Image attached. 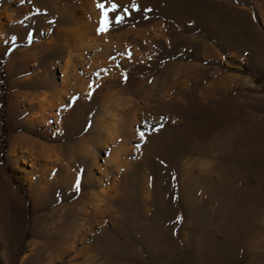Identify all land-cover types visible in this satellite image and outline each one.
Returning a JSON list of instances; mask_svg holds the SVG:
<instances>
[{"label":"rangeland","instance_id":"rangeland-1","mask_svg":"<svg viewBox=\"0 0 264 264\" xmlns=\"http://www.w3.org/2000/svg\"><path fill=\"white\" fill-rule=\"evenodd\" d=\"M97 2L0 0V264H264V0Z\"/></svg>","mask_w":264,"mask_h":264},{"label":"snow or ice","instance_id":"snow-or-ice-1","mask_svg":"<svg viewBox=\"0 0 264 264\" xmlns=\"http://www.w3.org/2000/svg\"><path fill=\"white\" fill-rule=\"evenodd\" d=\"M120 7L121 6L115 2H111L110 6H109V0H103V2H101V0H98L97 8L100 9V11H101V20L99 22L98 28L96 29L97 35L106 34L110 30L111 24L113 23V15L112 14H115ZM133 11H140V9L138 6L134 5ZM146 11H151V9H146ZM124 14L125 15H131V13L128 11L127 8H124ZM123 20H124L123 15H115L114 16V21L116 24L123 23ZM128 58L129 59L131 58V51L130 50L128 51ZM117 67H119V65H117ZM121 76L123 78V81L126 83L128 80L127 74L121 73ZM90 87H91V85H90ZM97 87H99V85H97ZM141 136L143 137V133H141ZM74 187H76L77 190H79V180H77Z\"/></svg>","mask_w":264,"mask_h":264},{"label":"bare ground","instance_id":"bare-ground-1","mask_svg":"<svg viewBox=\"0 0 264 264\" xmlns=\"http://www.w3.org/2000/svg\"><path fill=\"white\" fill-rule=\"evenodd\" d=\"M53 90V89H52ZM59 146V145H58ZM69 146H64V145H60L58 148L61 149L62 152H66L68 155H72L73 151L75 149V147H70ZM53 149V148H52ZM78 149V148H77ZM261 179V178H260ZM259 182V181H258ZM258 184V183H257ZM246 200V199H245ZM247 201V200H246ZM244 203V202H243ZM246 204V203H245ZM248 209H253L255 210L259 216L263 215L264 212V196L263 195H257L255 197H253V200L251 201V203L249 205H247ZM250 207V208H249ZM243 210V209H242ZM248 211V210H247ZM252 214V213H251ZM256 216V214H255ZM258 217V216H257ZM250 219V218H249ZM256 220V218H254ZM239 221L242 223H240V225H243V218L240 219L239 217ZM250 224L249 226V236L251 238H256V236H258L260 233L264 232V225H260L257 222H254L251 220H249ZM248 223V222H247ZM246 225V224H245ZM245 229V227H244Z\"/></svg>","mask_w":264,"mask_h":264},{"label":"trees","instance_id":"trees-1","mask_svg":"<svg viewBox=\"0 0 264 264\" xmlns=\"http://www.w3.org/2000/svg\"><path fill=\"white\" fill-rule=\"evenodd\" d=\"M1 66V65H0ZM4 81V74H2V82Z\"/></svg>","mask_w":264,"mask_h":264}]
</instances>
